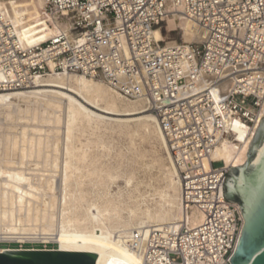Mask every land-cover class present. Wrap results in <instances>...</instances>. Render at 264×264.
<instances>
[{
    "label": "built area",
    "instance_id": "obj_1",
    "mask_svg": "<svg viewBox=\"0 0 264 264\" xmlns=\"http://www.w3.org/2000/svg\"><path fill=\"white\" fill-rule=\"evenodd\" d=\"M172 1L198 26L201 42L154 40L168 0H46L47 13L70 20L72 37L58 32L29 48L0 12V91L68 71L102 78L123 96L143 100L168 140L183 210L203 214L196 225L183 218L137 230L144 264H232L243 216L224 193L229 168L212 153L233 138L237 121L250 127L260 121L264 0Z\"/></svg>",
    "mask_w": 264,
    "mask_h": 264
},
{
    "label": "bare ground",
    "instance_id": "obj_2",
    "mask_svg": "<svg viewBox=\"0 0 264 264\" xmlns=\"http://www.w3.org/2000/svg\"><path fill=\"white\" fill-rule=\"evenodd\" d=\"M40 1L44 6L43 10L48 21L53 23V31L47 40L58 32H64L71 38L72 24L70 20L63 15L47 13L45 9L46 0ZM4 9H6L13 19L7 16L3 11ZM0 12L14 24L23 47L29 48L43 43L39 41H25L24 37L30 35L25 28V11L14 1L0 0ZM165 20L169 31L177 30V21H183V30L188 39L184 43H199L202 41V33L198 26L187 19L182 14L181 7L172 0H168ZM152 35L157 43L166 40L165 34L160 26L153 29ZM165 44L172 46L179 44V42L171 40L166 41ZM27 88L30 89L21 88L0 91V112L5 111L6 116L11 119L13 117V110L10 111V109H12L11 106L14 104V101H25L27 102L25 104L27 105L26 109H18V112L24 113V117L33 120L32 122L35 120L39 121V119L50 122L53 120L51 123L56 122L54 123L55 130V128L63 127H56V124L60 123L63 118L59 115H56L54 118L42 116L36 104L43 102L48 108L53 107L54 113L52 112V115L58 114V109L55 110V108L61 109L65 105L64 107L68 110V120L65 122L66 128L64 127L65 136L63 135L66 138V143L64 146H61V143H59L60 145H57V143L52 144L53 142L51 143V138H49L50 135H48L50 133L46 134L47 132L45 133L44 131L46 134L44 138L45 135H41L44 129H40V127H37V129L34 127L35 132H37L36 134L31 133L25 128L19 133L9 132L0 135V227L4 225L2 226L3 229L5 227L10 232L19 229L22 231L35 230V228L28 227V229H25L23 224L21 226L10 222L12 220L10 217H13V213L16 211L22 212L25 209L27 211V215L26 213L25 215L28 217V221H44L42 222L44 224L41 226L38 225L40 228H43V231L49 233L50 236H48V239L59 244L57 248L53 249L97 253L96 264H144L139 246L134 243L133 237L137 230L143 228L142 230L146 232L150 228L151 225L149 224L151 223H155L154 226L166 223L179 224L183 218H186L190 225H196L202 221L203 214L198 209L193 208L187 215L183 210L180 176L177 168L174 166L168 140L159 126L156 116L149 110L143 100L123 96L102 78H93L85 74L71 73L68 71L54 72L46 76H36L33 79L32 85ZM1 108L4 109L1 110ZM14 111L16 110L14 109ZM47 111L46 113H48ZM259 116L260 121L254 127L248 126L245 122L237 121L235 123V134L233 138L226 137L220 141L212 153V160L223 161L229 168V171L232 166L243 165L248 159L251 143L264 119V102L261 105ZM132 121L137 122L147 131L143 138H155L158 141L156 143H159L161 148L166 152L164 158H155V162L163 171L167 184L173 191L171 198L172 203L176 207L175 211H162V209L152 211L145 209L139 212L140 204L137 200L135 201L137 197L131 196L132 191H129L125 195L121 190L116 192L112 191L113 188L111 190L112 185L116 184L119 179H123L125 185L136 189L139 183H135L134 170L131 168L122 169L123 166L120 164L112 165V163L108 165L102 163L101 157L103 153L93 154L89 152L91 145L108 147V144L104 140V135L99 134L98 131L103 129L106 132L115 130L116 128H123ZM88 129H91L96 138L89 144L86 143L85 146L76 145V140L80 137L78 133L83 134ZM58 135L54 137L57 138ZM61 138L65 139L63 137ZM62 141L65 142L64 140ZM60 147L64 148L62 149ZM61 149L65 150L62 152L60 151ZM60 152L64 155L62 153L60 154L62 155L61 157H64L63 160L60 158ZM140 156H143V153ZM27 165L30 168L29 166L26 168ZM49 167L51 168L49 169ZM60 167L61 172L59 171V173L61 174L60 176L58 175L59 177H55L56 175L54 174L49 176L48 174H41V177H36L39 174L35 172L48 171V173H57V169ZM27 171L31 172L28 173ZM57 178H60L58 180L61 182L64 202L62 205L63 209L58 214L60 215V220L58 221L57 219V222H54L55 216L53 213L56 211L50 213L48 210H45L47 209L46 207L43 209L44 211L42 210L43 213L40 214L37 210L42 209V206L45 204L41 203V207L38 205L40 208L33 209L32 199H36L35 197L38 195L42 196L40 194L44 195L43 192L57 190L58 184L57 188L55 187V180ZM85 179L88 183H86ZM86 184L96 187L97 198L95 200L89 201L87 199L88 191L84 188ZM55 196L57 200L59 195L55 194ZM44 197L46 196L44 195ZM41 198L43 199V197ZM51 202L52 200H50V204ZM58 203L60 202H57V204L55 202L56 205ZM35 204L37 205V203H34L36 207ZM51 209H54V207ZM35 210L36 213L34 212L32 214ZM13 219L15 218L13 217ZM17 219L21 223V217ZM58 222L59 225L55 229L54 223ZM26 223L29 225L31 222ZM244 224L245 219L243 217L241 233ZM36 225L34 226L36 227ZM56 231L58 232L56 233ZM24 249L37 248H21L18 250ZM3 250L9 249L0 248V251Z\"/></svg>",
    "mask_w": 264,
    "mask_h": 264
},
{
    "label": "rangeland",
    "instance_id": "obj_3",
    "mask_svg": "<svg viewBox=\"0 0 264 264\" xmlns=\"http://www.w3.org/2000/svg\"><path fill=\"white\" fill-rule=\"evenodd\" d=\"M9 1H12V2L14 1L16 4H18V6H20L25 11V15H26L25 28L30 33L29 36L26 35L24 37L25 41H28V42H38V41L44 42V41H46L47 38L49 37V35L53 31V23L48 21L47 16L45 15L44 10H43L44 6L42 5L41 1L40 0H9ZM3 11L7 14L8 17L13 19V17H11L8 14L6 9H4ZM177 23H178V29L173 30V31H169L166 20L161 24L160 27H162L163 33L165 34V37H166V40L161 41V43H165L166 41H171V40H176L178 42L188 41V39L185 36V32L183 30V21L179 20V21H177ZM26 89H30V88H26ZM41 103H43V102H41ZM41 103L38 102L36 104V106L41 111L42 116H44L46 118H54L56 115H59L63 119H61L60 123L56 124V127L63 126L62 128H55V130H54V125H55L54 123H56V122L54 121V123H51L53 120L50 122L47 120L43 121V120L39 119V121L35 120L34 122H32L33 120L28 119V117L25 118L24 113L18 112L19 111L18 109H22V110H24V108L26 109L27 105H25V104H27V102L21 101V100H15L14 104H13L14 106L12 105L11 106L12 109H10V111L13 110V117H11V119L6 116L5 111H2L3 113L0 112V135L2 133L6 134L9 132L19 133L22 130H24L25 128H26V130L30 131L31 133L36 134L37 132H35L34 127H35V129H37V127L38 128L40 127V129H44L43 132H41L42 133L41 135H43V136L45 135L44 138L46 137V134L50 133L48 135H50L49 138H51L50 141H51V143L53 142L52 144L57 143V145H58L59 143H61V146H64V144L66 143V138L64 137L65 136L64 130L66 128L65 122H67V120H68V110L66 109V107H64L65 105H63V107H61V109L54 107L55 110L58 109V114L52 115L51 113L53 112V107L48 108L44 103L43 104H41ZM40 104H41V106H40ZM13 107H18V108H14L17 112L14 111ZM3 109L4 108H1V110H3ZM46 111L50 114L46 113ZM56 113H57V111H56ZM14 114H15V116H14ZM28 120H30V121L27 122ZM41 126L42 127L44 126V127L42 128ZM126 126L123 128H116L115 130H110V131H106V132L103 129L101 131H98L99 134L104 135L103 137H104L105 142L108 144V147H107L108 149L103 147V146H97L96 147V145H93V146L91 145V147H89L90 149L88 148L89 152H91L93 154L103 153L102 157H101L102 163H105L108 165H110L112 163H113L112 165H119L120 164L121 166H123L122 169L131 168L132 170H134L133 173L135 175V183L136 182L139 183L136 189H134V187L125 185L124 180L119 179L116 184L112 185L111 190H112V188H113V190H112L113 192L121 190V191H123V193L125 195H127V193H129V191H132L131 196L137 197L135 199V201L137 200L140 204L139 212H141L145 209H150L152 211L158 210V209L159 210L162 209V211H168V210L175 211L176 207L172 203V198H171L173 191L171 188H169V186L167 184V180L165 178V175L163 174V171L161 170L159 165L155 162L158 157L164 158L166 156L165 150H163L161 148L159 143H156L158 141L155 140V138H153V137H148L146 139L143 138L144 134L147 133V131L137 122H135V121L129 122ZM58 129L60 131L59 133H58ZM123 129L126 131H124ZM44 131H45V133L46 132L47 133L45 134ZM123 132L125 133V135ZM131 134H133V135H131ZM56 135H58L57 138H55ZM78 136H80L79 137L80 139L78 138L79 140L78 139L76 140L78 142V143L76 142V145H78V146H85L86 143L89 144L92 140H94L96 138L95 134H93L91 129H88V131L84 132L83 134L79 132ZM61 137L65 138V139H62ZM87 137H89V138H87ZM62 140H64L65 142H63ZM60 141H62V142H60ZM131 141H133V142L131 143ZM60 148L63 149L64 147H60ZM62 149L60 151L63 152L65 149L64 150H62ZM62 152H60L59 155ZM141 153H143L144 157L140 156ZM62 155H63V153H62ZM62 155H60V158L63 160L64 157H61ZM60 165H61V163H60ZM216 165L220 166V165H222V162H218V163H216ZM28 166L29 165H27L26 168H28ZM29 168H30V166H29ZM50 168L51 167H49V169ZM57 171H58L57 173L56 172L52 173L51 171H49L51 173H48V171H45V172L39 171V172H35V173L39 174V175H36L37 178H39V176L41 174H46V175L48 174V176L54 174V175H56L55 177H57L58 175L60 176V174H61V173H59V171L61 172V167L58 168ZM27 172L29 173L31 171H27ZM54 179H56V178H54ZM58 179H60V178H57V180H55V185H56L55 187L56 188H57V184H58L57 190L54 189L55 191L43 192L46 197H44L43 194H40L42 196L38 195L37 197H35L38 201L36 199H32L33 200L32 201L33 209H37L39 206L41 207L42 206V205H40L41 203L45 204L42 206L43 207L42 209L39 207L40 209L37 210L38 213H40V214L43 213V211H44L43 209L46 207H47V209H45V210H48L50 213H53L56 211L55 213H53L55 216L54 222H57V219H58V221L60 220V215H58V214L61 213V211L63 209L62 205L64 202L61 182ZM85 181H86V183H88V181L86 179H85ZM117 184L119 185V187ZM84 188L88 191L87 199L89 201L95 200L97 198L96 187H92L91 185L86 184L84 186ZM114 188H115V190H114ZM58 189L59 190L61 189L62 191L61 190L59 191ZM60 192H61V194H60ZM51 194H53L54 196H55V194L59 195L58 196L59 201H58V199L56 200V196L54 197ZM49 196H51V197L53 196V197L51 198ZM41 197H43V199ZM48 199H49V202H48ZM60 199H61V201H60ZM50 200H52L51 204H50ZM170 200H171V202H170ZM55 202H56V204H57V202H60V203H58V205H56ZM34 203H37V205L35 204L36 207L34 206ZM52 203H54L55 205ZM53 207H54V209H51ZM60 207H61V209H60ZM174 207H175V209H174ZM16 210H19V209H16ZM25 211H26L25 209L22 212L21 211L20 212L14 211L16 213V214L13 213V217L15 219H13V217H10V219L12 218V220H10V222L14 223V224H19L21 226L23 224L25 229L35 228V230H28V231L23 230L22 231L19 229V230H16L14 232L13 231L10 232V230H7V228H5V227L3 229L2 226H4V225H2L0 227V237L2 236L0 239V248H3V249H21V248H37V249L52 248L53 249V248H57L59 246V244L55 241L48 239V236H50L49 233L43 231L42 230L43 228H40V226L42 224H44V223H42L44 221H42V222L41 221L36 222L33 220L28 221V217L26 216L27 211L26 212ZM34 212L36 213V210L33 211L32 214ZM18 213H20V214L18 215ZM25 213H26V215H25ZM56 216L59 218H57ZM19 217H21V219H22L21 223L17 219ZM26 222H31V223H29V225H28V223H26ZM25 224L28 226H26ZM36 224L37 225L39 224L40 226L38 225V227H37ZM54 224H55L54 228L56 229L57 225H59V222L54 223ZM34 225H36V227ZM145 225H147V224H145ZM149 225L154 226L155 223H151ZM44 232H45V234H43ZM57 232L58 231H56V233ZM44 238H46V239H44Z\"/></svg>",
    "mask_w": 264,
    "mask_h": 264
},
{
    "label": "water",
    "instance_id": "obj_4",
    "mask_svg": "<svg viewBox=\"0 0 264 264\" xmlns=\"http://www.w3.org/2000/svg\"><path fill=\"white\" fill-rule=\"evenodd\" d=\"M229 201L245 219L232 264H264V119L251 143L247 161L232 166L223 183ZM98 254L59 249L0 251V264H96Z\"/></svg>",
    "mask_w": 264,
    "mask_h": 264
},
{
    "label": "trees",
    "instance_id": "obj_5",
    "mask_svg": "<svg viewBox=\"0 0 264 264\" xmlns=\"http://www.w3.org/2000/svg\"><path fill=\"white\" fill-rule=\"evenodd\" d=\"M228 199H230L229 197H228ZM231 200V199H230Z\"/></svg>",
    "mask_w": 264,
    "mask_h": 264
}]
</instances>
